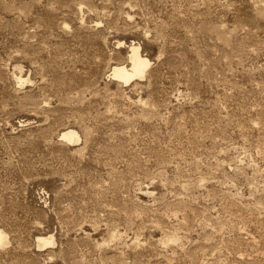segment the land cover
Masks as SVG:
<instances>
[{
  "label": "rangeland",
  "instance_id": "rangeland-1",
  "mask_svg": "<svg viewBox=\"0 0 264 264\" xmlns=\"http://www.w3.org/2000/svg\"><path fill=\"white\" fill-rule=\"evenodd\" d=\"M0 230V264H264V0H0Z\"/></svg>",
  "mask_w": 264,
  "mask_h": 264
},
{
  "label": "bare ground",
  "instance_id": "bare-ground-1",
  "mask_svg": "<svg viewBox=\"0 0 264 264\" xmlns=\"http://www.w3.org/2000/svg\"><path fill=\"white\" fill-rule=\"evenodd\" d=\"M130 51H131L130 52L131 69L127 68L126 66H116L111 71L112 75L115 78L121 80V82L125 84H129L136 78H143L145 76L147 69L150 67V61L146 58H143V56L141 55V47L133 46ZM20 81L23 82V80ZM62 137L68 140L69 143L71 142V144L77 143L80 140L77 132H75L74 130L64 131ZM38 242L40 244V247L53 244L52 238H48V237H39ZM6 244H7V235L2 230H0V247H4Z\"/></svg>",
  "mask_w": 264,
  "mask_h": 264
}]
</instances>
